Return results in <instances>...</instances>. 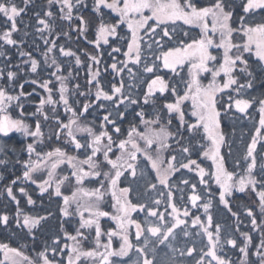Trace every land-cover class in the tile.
Here are the masks:
<instances>
[{"label": "snow or ice", "instance_id": "1", "mask_svg": "<svg viewBox=\"0 0 264 264\" xmlns=\"http://www.w3.org/2000/svg\"><path fill=\"white\" fill-rule=\"evenodd\" d=\"M32 4L0 0V165L20 171L5 188L17 207L12 218L0 213V226H15L0 240V264H264V0H46L34 25L22 18ZM73 34L94 50L82 58L59 43ZM30 35L43 48L34 42L25 50ZM82 68L83 85L76 82ZM254 112L230 171L225 125ZM14 133L28 140L19 151L7 142ZM18 182L62 200L55 235L44 233L50 211L21 210ZM18 191L36 205L24 186ZM235 192L258 198L259 217L245 209L247 231L232 210ZM217 196L234 225L214 222Z\"/></svg>", "mask_w": 264, "mask_h": 264}, {"label": "trees", "instance_id": "2", "mask_svg": "<svg viewBox=\"0 0 264 264\" xmlns=\"http://www.w3.org/2000/svg\"><path fill=\"white\" fill-rule=\"evenodd\" d=\"M202 2H206V0H202ZM17 3H20V0H17ZM88 3L91 4V0H88ZM42 10H46V0H33V4L29 7L27 14L23 15L22 17L24 23L34 25L35 24V20L33 18L34 12L42 11ZM85 15L87 18L88 14L86 13ZM3 26H4V20L3 18H0V30H3ZM19 27L21 29V32L19 35L22 36L23 31H24V24H20ZM65 30H67V28H65ZM28 31L32 33L34 32V29L29 28ZM193 31L197 32L198 30H193ZM16 38H19V37L17 36ZM89 39H94V29L89 33ZM75 40H76V37L73 34V38L71 41L61 38L59 40V43L68 44V46H70L74 51H78V54H81V55L83 54L84 50H87L89 52H92L94 50L92 45L87 44L82 38L80 39L79 43H75L74 42ZM34 42L36 44H39L40 47L43 48L42 41L30 35L27 38L25 50H33ZM6 49H7V46H6ZM103 50L105 51V53H107L108 51L106 46L103 48ZM7 51L9 52L10 55L13 56L15 62L19 61L20 58L18 57V55H16L15 49H7ZM33 54L38 59H41L40 53L38 51H34ZM58 58L63 59L62 57H58ZM82 58H83V55H82ZM105 60L110 62L107 55H105ZM85 76H86V70L83 68L80 69L79 76L77 77L76 82H79L81 85H83L85 83ZM26 79H30V77H26ZM104 79L108 80V79H111V77L106 76L104 77ZM21 83H23V80L21 81ZM34 87L35 86L33 85L26 84L25 90L32 91ZM260 90L264 91V89H260ZM37 91L43 94L42 90L37 89ZM256 94H259V92H257ZM80 100L83 101V97H81ZM37 102H38V97H33L32 103L26 106L25 114L28 116V122L30 124L33 122V119H34L33 117L30 116V113L34 110V106ZM11 114L14 117H18L19 110L18 109L11 110ZM61 114L63 115L62 110H61ZM94 115L95 114H93V116ZM93 116H89L88 119L91 120ZM253 119H258V114H256L255 112L253 113L252 119L241 118V119L236 120L234 124L226 123L225 125V131L228 134V139L232 146V149H231L232 155L226 157V166L228 167L230 171L234 169V161L237 158L241 157L244 152L245 145L247 141L249 140V134L253 131ZM125 127H127L126 124H125ZM44 131H45V136H48L51 131V126L45 125ZM19 141H23L24 144L28 142V140H26L19 133L12 134L11 138L7 142L10 145L16 146L17 150L19 151V149L23 146L22 144L18 143ZM49 143H51L53 146H56L58 142H56L53 139ZM45 150H50V149L46 148ZM222 151L226 153L227 148L222 149ZM202 166L208 170H211V161H207V160L203 161ZM235 171L237 173H241L242 169L236 168ZM19 174H20V171H19L18 166L14 168L12 164L10 163L7 169H5L3 165H0V177H2L0 178V213H7L10 216V218H12L15 215L17 206L15 202L11 201V199L7 197L5 188L11 183V180L14 179L16 175H19ZM188 176L193 182H196L198 179L194 176V174H188ZM20 186H24L29 191L33 199L37 201L36 205L32 206V205L27 204L26 198L23 197L18 191V188ZM212 190L214 192L217 191V186L214 183L212 184ZM13 191H14V194L17 195V198L20 200V208L23 212L35 215V214H45L46 211H50L53 214L50 217L48 223L45 225V229H44L45 235H55L59 231L61 222L64 219L63 217L60 216L59 211H58V207L62 205V200H60L59 198L50 199L47 194L41 197L36 186L32 185L31 183L20 184L18 182V184L13 187ZM62 191H64V194L66 195L69 194L68 190H62ZM257 201H258V198L256 197L255 193H250V192H245V193L235 192L234 196L230 198L232 210L240 213L241 219L244 221L243 225L241 226L242 230L247 231L250 229L249 221L244 216V212L247 207H253L255 209L257 216L259 217L260 215L259 208L256 206ZM105 210H109V211L111 210L109 205H105ZM210 211L213 216L214 222H219L222 225H229V226L234 225L235 218L231 216V214L227 211L226 208H224L223 205L218 203V196L213 199V206L210 209ZM197 214H200L203 216V209H200ZM102 224L105 227L112 226V223L110 221H107L106 219L102 220ZM14 227H15L14 223H13L12 228H9L8 230H5L2 226H0V240H7V238L12 234ZM64 227L70 229L71 225L65 224ZM251 234L253 235L255 242L259 243V239H260L259 232H252ZM20 242L23 243V241H20ZM13 243H15V241H13ZM183 243L184 241L180 240L178 246H183ZM29 254L34 256L35 252L33 251V252H30ZM229 255H231L233 259H236L238 254H234V252H229ZM252 259H255V256H253ZM184 264H188V262L184 261Z\"/></svg>", "mask_w": 264, "mask_h": 264}, {"label": "rangeland", "instance_id": "3", "mask_svg": "<svg viewBox=\"0 0 264 264\" xmlns=\"http://www.w3.org/2000/svg\"><path fill=\"white\" fill-rule=\"evenodd\" d=\"M205 83H207V81H205ZM62 174H66V173H62ZM45 178H46V176H45ZM62 190H64V189H62ZM67 190L69 191V194H67V195H70L71 194V188H67Z\"/></svg>", "mask_w": 264, "mask_h": 264}]
</instances>
